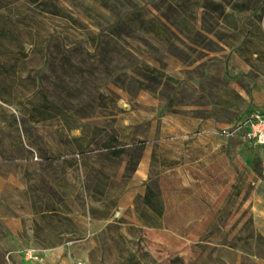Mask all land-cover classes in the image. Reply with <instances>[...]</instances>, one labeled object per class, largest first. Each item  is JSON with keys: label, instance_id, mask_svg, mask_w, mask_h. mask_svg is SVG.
Here are the masks:
<instances>
[{"label": "rangeland", "instance_id": "rangeland-1", "mask_svg": "<svg viewBox=\"0 0 264 264\" xmlns=\"http://www.w3.org/2000/svg\"><path fill=\"white\" fill-rule=\"evenodd\" d=\"M249 36L264 0H0V264H264V149L217 131L220 205L195 164Z\"/></svg>", "mask_w": 264, "mask_h": 264}, {"label": "crops", "instance_id": "crops-1", "mask_svg": "<svg viewBox=\"0 0 264 264\" xmlns=\"http://www.w3.org/2000/svg\"><path fill=\"white\" fill-rule=\"evenodd\" d=\"M256 38L253 36L246 37L244 44L235 50L232 57V64L230 66L231 75L237 78L230 81L228 89L232 90L237 98L241 100V104L237 105L235 102H227L224 98L221 99L219 105L243 107V114L239 119L230 121L226 119H209L204 130H197V140L211 141L212 153L216 155L213 160L206 161V165L202 166L198 159L195 161L196 169L207 172H220L221 176L218 178L221 183L218 186H226L225 194L217 201V204H223L229 187L234 184L235 177L229 180L231 174V161L229 159L231 136H223L217 134L220 129H226L230 126H235L244 116L252 110H264V47L262 44H255ZM205 131V132H204ZM246 145V144H245ZM264 149V147L252 148ZM219 156V157H217ZM225 182V184H224ZM206 185L211 186V183ZM204 202L198 200L196 208L190 209L189 212H195V217H205L206 211L202 207ZM185 209H181L180 213H184ZM184 216V215H182ZM21 227V219L17 221L14 217L11 228L17 231Z\"/></svg>", "mask_w": 264, "mask_h": 264}, {"label": "built area", "instance_id": "built-area-1", "mask_svg": "<svg viewBox=\"0 0 264 264\" xmlns=\"http://www.w3.org/2000/svg\"><path fill=\"white\" fill-rule=\"evenodd\" d=\"M237 132L244 134V139L250 148L264 147V110H252L232 130L224 133L232 135Z\"/></svg>", "mask_w": 264, "mask_h": 264}, {"label": "trees", "instance_id": "trees-1", "mask_svg": "<svg viewBox=\"0 0 264 264\" xmlns=\"http://www.w3.org/2000/svg\"><path fill=\"white\" fill-rule=\"evenodd\" d=\"M152 195H156V193L151 188H149L145 195V203L149 205L150 207H152V200H151ZM158 200L162 205L161 198L158 197ZM159 214H162V208L159 210ZM180 262H181V259L179 257H176L172 260V264H179Z\"/></svg>", "mask_w": 264, "mask_h": 264}]
</instances>
